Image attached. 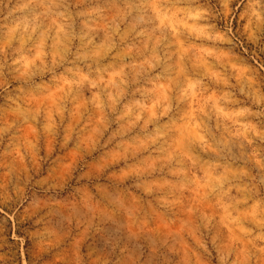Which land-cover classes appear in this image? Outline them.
Here are the masks:
<instances>
[{
	"label": "rangeland",
	"instance_id": "rangeland-1",
	"mask_svg": "<svg viewBox=\"0 0 264 264\" xmlns=\"http://www.w3.org/2000/svg\"><path fill=\"white\" fill-rule=\"evenodd\" d=\"M0 264H264V0H0Z\"/></svg>",
	"mask_w": 264,
	"mask_h": 264
}]
</instances>
